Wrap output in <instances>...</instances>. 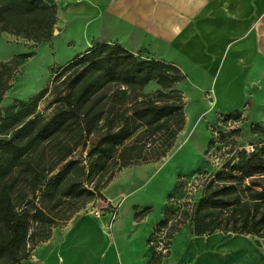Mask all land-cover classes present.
Here are the masks:
<instances>
[{
  "label": "trees",
  "instance_id": "trees-1",
  "mask_svg": "<svg viewBox=\"0 0 264 264\" xmlns=\"http://www.w3.org/2000/svg\"><path fill=\"white\" fill-rule=\"evenodd\" d=\"M57 23L54 0H0V33L40 44L53 39ZM32 55L0 61V102ZM184 79L165 60L117 41L94 42L53 68L35 96L16 99L0 113V264H27L33 249L102 197L122 169L167 157L186 125L185 95L177 86ZM241 118L235 111L224 121ZM251 132L264 136V124H253ZM80 147L86 157L70 159ZM180 191L178 184L168 199ZM187 217L195 235L222 231L264 238V140L224 160ZM175 219L167 204L150 246L163 227L171 244L185 222ZM151 248L149 264H161L169 252Z\"/></svg>",
  "mask_w": 264,
  "mask_h": 264
},
{
  "label": "crops",
  "instance_id": "crops-1",
  "mask_svg": "<svg viewBox=\"0 0 264 264\" xmlns=\"http://www.w3.org/2000/svg\"><path fill=\"white\" fill-rule=\"evenodd\" d=\"M54 1L58 39L70 60L94 42L117 41L179 67L185 79L177 86H206L215 104L218 90L224 92L223 106L233 91L240 97L245 86H264V0ZM167 160L122 169L90 203L104 214L77 212L33 249L27 264H149V240L168 204L162 178ZM114 204L120 206L109 228ZM161 264H264V247L253 235H195L188 227L173 233Z\"/></svg>",
  "mask_w": 264,
  "mask_h": 264
},
{
  "label": "rangeland",
  "instance_id": "rangeland-1",
  "mask_svg": "<svg viewBox=\"0 0 264 264\" xmlns=\"http://www.w3.org/2000/svg\"><path fill=\"white\" fill-rule=\"evenodd\" d=\"M55 36V43H52V39L49 42L34 44L24 38L0 33V61H7L23 53H33L21 67L13 86L0 102V113H3L5 108L16 99L28 100L35 96L51 80L52 69L70 60L67 57H70L71 51L66 50L61 40L58 39L59 29ZM160 55L165 57V49L161 50ZM143 56L149 58L147 54ZM155 87L152 84L147 89L152 90ZM200 87L205 88V91H201ZM179 88L185 95V113L188 117V124L181 131L174 147L166 157L168 165L162 173V178L164 177L165 180L166 199L171 193H176L178 184L176 178L191 177L206 171L214 172L215 167L230 158L236 150L243 148L252 150L253 146L264 140V136L251 132L253 124H264V86H245L243 93L240 92V97L238 91L231 92V95L225 99L228 106H223L225 97L224 92L220 90H218L219 102L215 104L213 103L214 96L210 97L211 90L206 89V86H191L186 81ZM203 94H205V99L201 98ZM45 105L47 101L41 104L39 111L43 110ZM235 111L241 112V119L219 122V119ZM211 140L215 142L213 150L208 153L207 149ZM86 155L87 149L80 147L70 159L85 158ZM158 162H165V158ZM89 205L80 211L87 212ZM188 227L192 229L190 222L178 224L179 230H187ZM253 237L264 247V238Z\"/></svg>",
  "mask_w": 264,
  "mask_h": 264
},
{
  "label": "built area",
  "instance_id": "built-area-1",
  "mask_svg": "<svg viewBox=\"0 0 264 264\" xmlns=\"http://www.w3.org/2000/svg\"><path fill=\"white\" fill-rule=\"evenodd\" d=\"M221 121H224V118L219 119V122ZM228 122H231V120H228ZM214 133L216 134V131H214ZM212 150L213 149L211 148L209 152H211ZM222 162L219 163L218 167H215L216 170L221 168ZM212 175L213 172H201L194 174L191 177H181L178 183L181 186L180 193L168 199V206H170L171 210L174 211V214L176 216L175 220H184L185 222H190L189 217L185 218V215L188 214L190 216L192 214L195 202L202 195V192L211 179ZM119 206V204H114L110 208L111 217L108 225L109 228H112L113 226V223L118 214ZM87 209L88 213L96 216H102L104 214V210L102 208H96L95 206L90 205L89 207H87ZM171 224L172 220L169 221V226ZM167 232L168 227H163L155 237V239L150 242L151 246H155V249L162 252L163 255L167 254L170 250V244L167 243V240H169L167 238Z\"/></svg>",
  "mask_w": 264,
  "mask_h": 264
},
{
  "label": "water",
  "instance_id": "water-1",
  "mask_svg": "<svg viewBox=\"0 0 264 264\" xmlns=\"http://www.w3.org/2000/svg\"><path fill=\"white\" fill-rule=\"evenodd\" d=\"M57 31H58V30H57V29H55V33H57Z\"/></svg>",
  "mask_w": 264,
  "mask_h": 264
}]
</instances>
